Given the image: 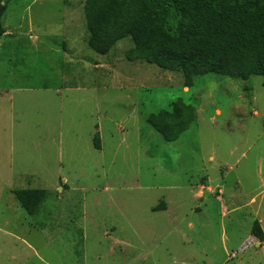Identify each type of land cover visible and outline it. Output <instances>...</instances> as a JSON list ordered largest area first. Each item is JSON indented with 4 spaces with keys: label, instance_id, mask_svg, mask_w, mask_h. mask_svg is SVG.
I'll list each match as a JSON object with an SVG mask.
<instances>
[{
    "label": "rangeland",
    "instance_id": "1",
    "mask_svg": "<svg viewBox=\"0 0 264 264\" xmlns=\"http://www.w3.org/2000/svg\"><path fill=\"white\" fill-rule=\"evenodd\" d=\"M0 4V264H264V78L188 90L130 39L93 52L84 0ZM178 99L198 117L168 143L147 120Z\"/></svg>",
    "mask_w": 264,
    "mask_h": 264
},
{
    "label": "trees",
    "instance_id": "2",
    "mask_svg": "<svg viewBox=\"0 0 264 264\" xmlns=\"http://www.w3.org/2000/svg\"><path fill=\"white\" fill-rule=\"evenodd\" d=\"M5 13L0 4V38L6 34ZM84 15L93 52L108 55L130 39V62L179 73L185 89L209 74L243 81L264 78V0H84ZM197 117L195 106L178 99L171 111L153 114L147 123L166 142L175 143ZM95 143L101 149L98 135ZM14 195L31 216L48 198L46 190ZM251 235L264 243L260 222L253 224Z\"/></svg>",
    "mask_w": 264,
    "mask_h": 264
},
{
    "label": "crops",
    "instance_id": "3",
    "mask_svg": "<svg viewBox=\"0 0 264 264\" xmlns=\"http://www.w3.org/2000/svg\"><path fill=\"white\" fill-rule=\"evenodd\" d=\"M253 240L257 243V244H256L257 247H262V246H263V244L260 243V242H258V241H256V239L253 238Z\"/></svg>",
    "mask_w": 264,
    "mask_h": 264
}]
</instances>
